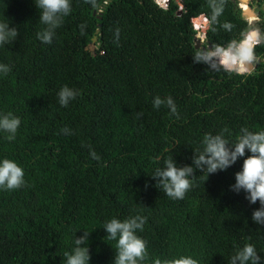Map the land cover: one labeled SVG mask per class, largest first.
Wrapping results in <instances>:
<instances>
[{"label":"trees","instance_id":"16d2710c","mask_svg":"<svg viewBox=\"0 0 264 264\" xmlns=\"http://www.w3.org/2000/svg\"><path fill=\"white\" fill-rule=\"evenodd\" d=\"M38 11L33 0H0V16L18 29L0 47V61L11 64L0 76V112L21 117L15 140L0 132V157L17 161L26 181L0 190V264H64L82 229L90 231L89 264H111L115 242L103 221L136 211L147 217L139 235L150 257L184 253L201 264H229L247 242L264 256V225L251 219L259 204L231 188L243 157L206 179L193 165L183 199L168 197L149 176L170 154L178 166L192 164L205 132L234 141L243 126L264 129V41L254 47L260 60L250 72L229 73L192 59L195 18L210 13L208 0L171 1L167 10L154 0H71L50 44L36 36ZM213 27L202 47L250 27L264 33V22L248 24L235 0H223ZM65 84L80 90L66 107L56 97ZM155 95H171L177 114L153 108Z\"/></svg>","mask_w":264,"mask_h":264},{"label":"clouds","instance_id":"9594fccd","mask_svg":"<svg viewBox=\"0 0 264 264\" xmlns=\"http://www.w3.org/2000/svg\"><path fill=\"white\" fill-rule=\"evenodd\" d=\"M180 0H154L156 5L167 10L169 3ZM237 8L242 12L250 9L254 17L242 16L248 24L256 23V9L261 8L257 0H248L246 8H242L241 0H235ZM35 8L38 9V21L43 27L36 33L37 38L44 43H52L55 30L61 25L65 16L71 11V0H33ZM210 13H201L195 18V26L199 28L194 37L200 41V47L192 55L194 62L207 64L210 69L222 68L231 73H248L255 63L260 60L254 52L256 44L264 41V33L256 27H250L241 33L238 39L233 38L224 44H212L210 47L204 44L205 36L209 28L218 23V17L223 11V0H208ZM181 13V5L177 14ZM256 16V17H255ZM220 27L230 31L232 24L224 21ZM18 35L15 25L10 26V21L4 15L0 16V47L11 45ZM11 70V64L0 61V76H4ZM80 94V90L68 85H61L56 92L57 102L61 106L68 104ZM161 105L167 106L168 110L176 115L177 105L171 95H155L152 98L153 108ZM141 113H137L140 116ZM21 124V117L12 111L0 112V132L5 133L6 140H15L17 130ZM65 134H70L71 129L64 126L60 129ZM231 142V147L229 143ZM247 150V155L245 151ZM89 155L96 160L100 157L90 149ZM238 157H243L241 166L234 173L235 182L231 185L234 191L244 190L247 201L259 204L253 209L251 219L258 225H264V129L250 130L243 126L240 134L234 141H229L223 131L211 133L205 132L199 141V146L194 150L192 164L178 166L172 155L166 156L162 163L156 166L151 173L154 178V186H159L163 192L172 199H183L185 193L193 187L194 168L201 169L205 179L210 173L224 170L233 164ZM23 167L14 159L0 157V190H14L25 185ZM158 178V179H156ZM147 217L136 211L123 219L111 215L103 221V230L109 241L115 242V254L111 264H201L200 260L190 254L179 253L171 257L149 256L147 241L139 235L143 230ZM75 233V232H74ZM72 234L71 247L64 252V264H89V233L82 229L79 236ZM264 264V256L256 246L247 242L239 246L229 257V264Z\"/></svg>","mask_w":264,"mask_h":264},{"label":"water","instance_id":"95a60500","mask_svg":"<svg viewBox=\"0 0 264 264\" xmlns=\"http://www.w3.org/2000/svg\"><path fill=\"white\" fill-rule=\"evenodd\" d=\"M242 16H244V17H250V16H252V17H254V13L250 10V9H246V10H244L243 12H242ZM256 17V16H255ZM93 40H95V38H93ZM195 48L197 49V48H201L200 47V41L199 40H195ZM210 47V46H209ZM254 68V67H253ZM252 68V69H253Z\"/></svg>","mask_w":264,"mask_h":264},{"label":"flooded vegetation","instance_id":"af4514ba","mask_svg":"<svg viewBox=\"0 0 264 264\" xmlns=\"http://www.w3.org/2000/svg\"><path fill=\"white\" fill-rule=\"evenodd\" d=\"M256 16H258V19L256 22H264V4L261 8L256 9Z\"/></svg>","mask_w":264,"mask_h":264},{"label":"rangeland","instance_id":"374dc122","mask_svg":"<svg viewBox=\"0 0 264 264\" xmlns=\"http://www.w3.org/2000/svg\"><path fill=\"white\" fill-rule=\"evenodd\" d=\"M251 17V16H250ZM248 22H251V21H248Z\"/></svg>","mask_w":264,"mask_h":264}]
</instances>
